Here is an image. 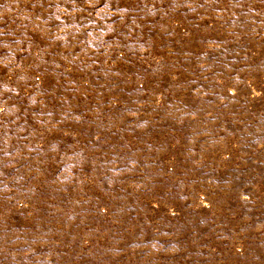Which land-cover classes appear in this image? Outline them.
Wrapping results in <instances>:
<instances>
[{"label": "rangeland", "instance_id": "1", "mask_svg": "<svg viewBox=\"0 0 264 264\" xmlns=\"http://www.w3.org/2000/svg\"><path fill=\"white\" fill-rule=\"evenodd\" d=\"M0 264H264V0H0Z\"/></svg>", "mask_w": 264, "mask_h": 264}]
</instances>
